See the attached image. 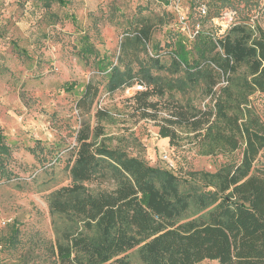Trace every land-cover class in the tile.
I'll return each mask as SVG.
<instances>
[{"label": "trees", "instance_id": "16d2710c", "mask_svg": "<svg viewBox=\"0 0 264 264\" xmlns=\"http://www.w3.org/2000/svg\"><path fill=\"white\" fill-rule=\"evenodd\" d=\"M57 2L64 0L35 5L47 10ZM192 8L198 24L228 9L236 20L221 33L200 24L191 44L179 38L160 53L151 44L152 20L135 13L107 72L108 89L130 86L136 75L143 88L128 100L139 118L154 121L168 147L191 144L198 155L230 159L213 172L191 171L181 179L171 156L172 166L164 160V168L151 166L106 143L101 126H81L69 164L71 184L55 191L50 209L70 215L82 230L54 242L58 264H264V120L252 100L264 94V0H192ZM152 70L184 76L165 86ZM199 81L209 103L173 98V86ZM96 95L87 83L76 102L81 114L91 111ZM94 115L100 119L104 113ZM4 140L0 127V166L9 157ZM186 182L191 184L182 191ZM93 183L113 187L90 194L85 184ZM192 202L206 212L186 219Z\"/></svg>", "mask_w": 264, "mask_h": 264}, {"label": "rangeland", "instance_id": "374dc122", "mask_svg": "<svg viewBox=\"0 0 264 264\" xmlns=\"http://www.w3.org/2000/svg\"><path fill=\"white\" fill-rule=\"evenodd\" d=\"M35 1L0 0V127L9 150L0 166V264H58L54 242L65 232L82 230L70 215L50 209L55 191L71 184L69 164L81 126L90 130L101 126L106 143L125 147L151 166L164 168L162 156H171L181 179H188L191 171L213 172L230 159L221 154L198 155L191 144L182 149L162 147L154 121L139 118L128 100L143 88L136 75L130 86L108 89L107 72L117 60L129 19L135 13L150 17L151 44L165 53L176 39L193 41L201 23L194 22L192 0H64L47 10ZM231 15L228 9L202 24L221 33ZM148 52L155 50L150 46ZM136 68L137 64L133 71ZM158 73L165 86L184 76L181 72ZM87 83L97 89V95L91 111L81 114L76 102ZM173 87V98L183 104L209 103L200 81ZM252 100L264 120V94ZM97 110L104 113L100 119L94 115ZM190 184L182 183L181 190ZM85 186L90 194L113 187ZM205 212L192 202L186 219ZM129 255L137 260L135 250ZM198 264L218 263L203 260Z\"/></svg>", "mask_w": 264, "mask_h": 264}, {"label": "built area", "instance_id": "2783aa9c", "mask_svg": "<svg viewBox=\"0 0 264 264\" xmlns=\"http://www.w3.org/2000/svg\"><path fill=\"white\" fill-rule=\"evenodd\" d=\"M203 11V10H202ZM232 18H233V16L231 15L230 17H229V22L230 21H232ZM137 88H141V85H137ZM162 159L169 165V166H172V164H171V160L169 159V156L167 155V154H164L163 156H162Z\"/></svg>", "mask_w": 264, "mask_h": 264}, {"label": "crops", "instance_id": "0c3cea01", "mask_svg": "<svg viewBox=\"0 0 264 264\" xmlns=\"http://www.w3.org/2000/svg\"><path fill=\"white\" fill-rule=\"evenodd\" d=\"M161 146L162 147H168V140L165 138H160Z\"/></svg>", "mask_w": 264, "mask_h": 264}]
</instances>
